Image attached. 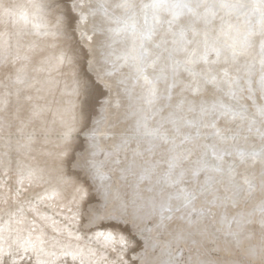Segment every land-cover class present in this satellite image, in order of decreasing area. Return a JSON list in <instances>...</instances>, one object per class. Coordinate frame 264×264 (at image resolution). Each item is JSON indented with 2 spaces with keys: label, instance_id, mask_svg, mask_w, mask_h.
<instances>
[{
  "label": "rangeland",
  "instance_id": "rangeland-1",
  "mask_svg": "<svg viewBox=\"0 0 264 264\" xmlns=\"http://www.w3.org/2000/svg\"><path fill=\"white\" fill-rule=\"evenodd\" d=\"M0 253L264 264V0H0Z\"/></svg>",
  "mask_w": 264,
  "mask_h": 264
},
{
  "label": "bare ground",
  "instance_id": "bare-ground-1",
  "mask_svg": "<svg viewBox=\"0 0 264 264\" xmlns=\"http://www.w3.org/2000/svg\"><path fill=\"white\" fill-rule=\"evenodd\" d=\"M226 104H227V103H226ZM228 105H229V104H228ZM226 106H227V105H226ZM228 107H229V106H228ZM232 107H233V105H232ZM262 107H263V106H262ZM234 109H235V108H234ZM260 151H261V150H260ZM6 243H7V242H6ZM6 243H5V244H6ZM15 243H16V242H15ZM3 244H4V243H3ZM6 245H7V244H6ZM6 245H5V248H6ZM3 246H4V245H3ZM12 246H13V245H12ZM15 246H16V245H15ZM17 246H18V245H17ZM8 249H9V245H8ZM8 249H7V250H8ZM2 250H3V249H2ZM15 250H16V249H15ZM3 251H4V250H3ZM8 251H9V250H8ZM10 251H11V248H10ZM10 251H9V252H10ZM6 252H7V251H6ZM20 252H21V251H20ZM20 252H19V253H20ZM3 253H4V252H3ZM0 254L2 255V253H0ZM40 254H41V253H40ZM46 254H47V253H46ZM43 255H44V254H42V257H41V258L44 257ZM37 256H38V255H37ZM39 256H40V255H39ZM47 256H48V255H46V257H47ZM23 257H24V256H23ZM46 257H45V258H46ZM49 257H50V256H49ZM49 257H48V258H49ZM10 259H11V258H10ZM31 259H32V258H31ZM41 260H42V259H41ZM57 260H58V259H57ZM59 260H60V259H59ZM6 261H7V260H6ZM33 261H34V260H33ZM33 261H32V262H33ZM62 261H63V260H62ZM0 263H1V262H0ZM37 263H39V262H37ZM40 263H41V262H40ZM44 263H45V262H44ZM51 263H52V262H51ZM51 263H50V264H51ZM53 263H55V262H53Z\"/></svg>",
  "mask_w": 264,
  "mask_h": 264
}]
</instances>
